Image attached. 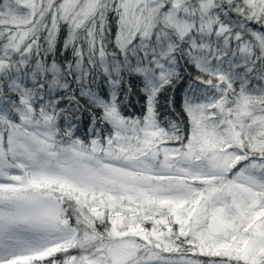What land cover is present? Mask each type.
Listing matches in <instances>:
<instances>
[{"label":"snow or ice","instance_id":"1","mask_svg":"<svg viewBox=\"0 0 264 264\" xmlns=\"http://www.w3.org/2000/svg\"><path fill=\"white\" fill-rule=\"evenodd\" d=\"M0 264H264V0H0Z\"/></svg>","mask_w":264,"mask_h":264},{"label":"trees","instance_id":"2","mask_svg":"<svg viewBox=\"0 0 264 264\" xmlns=\"http://www.w3.org/2000/svg\"><path fill=\"white\" fill-rule=\"evenodd\" d=\"M182 89H183V86H181V88L174 94L171 90L166 94V95H169V96H172V95H175L176 96V106H177V109L179 110V97H180V94L182 92ZM135 91V89H134ZM136 101H140V103H136ZM134 104H135V108L132 109L133 112H136V113H139L142 108H141V105H142V98L139 97L138 95H135L133 97V101H132ZM167 101L163 99V97L161 98V111L162 112H166L167 111Z\"/></svg>","mask_w":264,"mask_h":264}]
</instances>
